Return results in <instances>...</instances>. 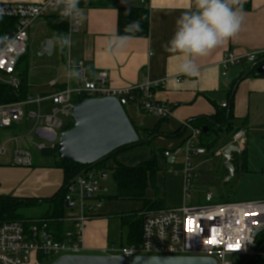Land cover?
<instances>
[{
    "label": "crops",
    "instance_id": "obj_1",
    "mask_svg": "<svg viewBox=\"0 0 264 264\" xmlns=\"http://www.w3.org/2000/svg\"><path fill=\"white\" fill-rule=\"evenodd\" d=\"M41 1L43 0H0V4L29 5ZM250 4V10L242 11L241 26L236 36L231 38L226 45L211 51L207 56L196 59L198 74L195 76L180 72L179 65L183 62V57L179 54L173 56L163 47L174 34L176 20L186 10L187 0H149L146 7L150 20L149 36L145 39L131 38L122 49L113 47L110 50L109 48L112 38L118 36V12L114 8L80 7L84 18L77 31L71 32V21L69 20L67 35L71 36L70 47L65 46L63 50L60 49L54 34L40 43L39 50L44 41L50 39L54 43V50L62 54V66L57 72L58 75L49 81V88L53 80H58L60 84L65 82V63L68 58L74 63L83 62L90 76L99 72H107L109 84L115 89H127L151 82L165 81L162 88L155 92V96L159 103L174 106L172 115L168 118H159L143 114L136 106L126 108L127 115L138 129L154 130L158 127L159 131L151 138L152 142L149 146L125 150L109 160L107 167L110 168V172L116 163L129 166L125 164L129 160L135 162L149 156L142 162L144 163L153 157L156 150L164 157L165 151L174 150L185 143L189 136V131L185 128L186 124L190 125L199 118L212 117L221 113L224 110L223 105L227 104L226 110L233 106L234 116L231 122L233 129L244 130L248 136L243 149H240V152L243 151L241 169L260 173L261 178L264 179V163L259 168L251 167L253 163H250V157H248L255 148H261L262 141L259 135L264 134V77H257L255 75L257 72L253 71L258 61L255 63L242 62L229 68L226 75L220 65L227 53L243 57L254 52H264V0H250ZM121 5L123 7L142 6L140 0L123 1ZM42 21L46 24L45 19L37 21L30 30V36L35 26ZM178 78H182L180 83H176ZM51 92L52 88L50 92L37 94L30 91V95L46 96ZM227 130L224 128L219 132L216 143L220 141L221 135H229ZM21 131V127L18 126L6 130L0 129V148L14 135H19ZM250 133H253L256 138L250 139ZM230 138L231 136L228 142L218 145L214 157L223 158L222 150L230 145ZM142 139L148 141L149 137L144 136ZM206 156L207 154L200 156L199 159ZM164 159L166 164L175 165V163H168L169 159ZM208 161L209 159H206L199 163L198 167L196 166L197 178L190 191L193 189L198 193L201 189L213 188L217 184L218 173L199 170ZM231 161L235 167V174L237 170L234 153ZM36 166L33 164L29 168L19 167L14 165L11 155L0 156V197L46 199L58 192L65 183L63 171L55 168L53 163H40ZM165 170L167 172L161 173L163 171L160 168L161 172L156 177L157 190L150 186L146 191V198L153 201L157 198L164 200L165 209L187 206V201L193 198L190 192V196L187 197L183 169ZM227 175L228 172L225 176ZM142 209L143 203L139 201L103 202L101 208L96 211V215L85 224L84 247L88 255H97L100 251L110 247H125L122 244L116 245V240L110 230V216L118 218L119 214L139 212ZM70 214L72 211L68 210L66 217ZM65 225L66 229L71 228V224L65 222Z\"/></svg>",
    "mask_w": 264,
    "mask_h": 264
},
{
    "label": "built area",
    "instance_id": "obj_2",
    "mask_svg": "<svg viewBox=\"0 0 264 264\" xmlns=\"http://www.w3.org/2000/svg\"><path fill=\"white\" fill-rule=\"evenodd\" d=\"M81 1V0H80ZM149 0H140L147 7ZM80 3V2H79ZM54 0H43L37 4H0V18L15 19L16 29L3 37L0 46V84L18 91L21 85L17 73L18 59L29 48L30 30L40 20L52 15H61V9L53 7ZM64 17V16H62ZM70 29L77 31L81 20H72ZM264 62V52H254L243 57L225 54L220 63L224 75L228 69L242 62ZM65 84L58 80L50 82L52 92L46 96L29 95L26 100L0 106V129L14 126L28 127V132L14 135L1 146L0 156L11 155L14 165L32 167L34 164L32 146L37 152L57 147L61 134L65 131L64 119H71L72 111L78 100L114 98L127 108L136 106L146 115L168 118L173 107L159 103L155 92L162 88L165 81H156L127 89H115L109 84L107 72L90 76L83 62L74 63L68 58L65 63ZM182 78L176 79L180 83ZM60 88H57V87ZM224 108L227 104L223 105ZM189 136L182 146L164 152V158L183 155L185 189L187 197L197 178L194 159L207 154L201 146L202 129L185 125ZM56 137L55 142H47L36 137L37 130ZM35 137L34 142L31 138ZM247 142V133L239 130L230 138V145L242 148ZM11 143L9 151L7 145ZM25 145H24V144ZM108 189L101 185L100 179L88 171L68 187L65 198L72 214L64 221L71 224L62 240L56 239L50 229V223L43 219L28 222H13L0 226V264H28L32 258L47 257L54 262L63 256H105L122 257L129 260L134 257H192L211 258L216 264H231V256H249L264 258V248L257 249L253 236L255 228L264 230V201L214 203L212 193L205 194V204L181 206L152 212L145 216L142 241L137 246L107 248L97 255H88L84 247L85 224L101 208ZM250 245L254 248L249 249Z\"/></svg>",
    "mask_w": 264,
    "mask_h": 264
},
{
    "label": "trees",
    "instance_id": "obj_3",
    "mask_svg": "<svg viewBox=\"0 0 264 264\" xmlns=\"http://www.w3.org/2000/svg\"><path fill=\"white\" fill-rule=\"evenodd\" d=\"M123 1L128 0H81L79 7L87 8H114L118 12V36H130L131 38H147L150 32L149 11L144 6L140 7H123ZM250 0H244L242 11L250 10ZM48 29L58 37L60 35H67L69 33V19L62 16H49L45 19ZM134 21H139L141 31L125 32V27ZM17 22L10 18H0V46L3 44V37L7 33H11L16 29ZM58 46L59 42L57 40ZM63 50V48L60 47ZM29 52L18 59L17 72L20 71L21 65L24 61H28ZM261 62V61H260ZM257 62L254 65L253 71H256L261 64ZM257 77H264L263 75L255 74ZM21 85L18 91L11 87L0 84V106L24 101L30 95V87L28 84V75L26 72H19ZM126 110V108H125ZM233 106L230 109L224 108L223 112L217 113L212 117L199 118L190 123L194 128H200L202 131L206 129V133H202L201 146L207 151L212 150L219 137V132L228 129L230 136L238 132L240 129H233L231 122L233 120ZM133 124V123H132ZM72 122L65 127V130L72 128ZM134 126V124H133ZM139 141L135 145L121 148L107 157L106 160L98 163L93 169L98 168L101 171H108L107 162L115 158L118 154L125 150L140 146H149L151 138L158 134L159 128L154 130H140L137 126L134 127ZM146 136L149 140H143ZM215 140V141H213ZM56 148H47L41 152V157L53 160V166L60 169L64 173V184L52 197L46 199L36 198H13L0 197V226L13 222H28L32 219L24 218L20 211L27 208H34L40 206L42 203L48 204V212H46L40 219L47 220L50 224V229L55 235L56 239L62 240L64 233L68 230L65 225L66 213L69 210L65 201L68 187L75 181L77 177L83 175V172L88 169V166H81L80 164L70 161L60 160L57 156ZM150 160L134 167L126 166L116 163L111 169L112 176L116 185V192L112 196H102L100 198L106 201H128V202H142L143 209L141 211H134L125 214H119L121 226L128 230V240L126 246H137L142 241L143 224L146 215L152 212H159L165 209L164 200L146 198V191L151 186L157 190L156 177L160 171L156 154L153 153ZM164 156V153H163ZM92 172V170H90ZM107 175V174H105ZM257 249L264 248V230L257 235L255 239ZM40 257V256H39Z\"/></svg>",
    "mask_w": 264,
    "mask_h": 264
},
{
    "label": "rangeland",
    "instance_id": "obj_4",
    "mask_svg": "<svg viewBox=\"0 0 264 264\" xmlns=\"http://www.w3.org/2000/svg\"><path fill=\"white\" fill-rule=\"evenodd\" d=\"M53 33L48 29L45 22L42 21L33 29L31 34V38L29 41V59L28 61H24L21 65V69L19 72L23 73L27 71L28 81L30 84V91L32 93L39 92H50L48 83L52 78L58 75V71L62 66V54H59L56 50L52 56L48 55H39V45L40 43L47 37H52ZM19 72L18 75H19ZM61 73V72H60ZM66 126L70 124L71 119H64ZM27 126L22 128L21 134H26L30 128V123L27 122ZM19 134V133H18ZM261 143V148L257 147L252 154H249L250 163H253L251 167L256 166L259 168L263 166L264 163V134L259 135ZM230 135H221L220 141L213 146L211 151L207 152V156L203 159H194V166L198 167V164L202 161L209 159L203 166L199 168L200 171H205L208 173H218L219 178L217 184L213 186V188L201 189L198 193L194 192L193 189L190 191L192 195L191 200L187 201V206H196V205H204L205 204V194L212 193L214 198V203H237V202H255V201H264V179L261 178L260 173L247 172L241 169V164L243 161L242 150L241 152L234 153V159L236 160V170L237 172L234 174L232 179L226 182L227 176H225L227 170L222 165L223 158L214 157L216 150L218 149V145L228 142ZM248 137V136H247ZM250 139H255V135L250 133ZM34 142L36 141L35 137L31 138ZM262 139V140H261ZM215 141V140H213ZM12 148V144L9 143L7 145V149L10 151ZM34 155V165L44 163V164H52L53 160L49 158L41 157V152H37L32 146L28 147ZM243 149V148H240ZM262 149V150H261ZM148 152L150 149H146ZM160 168L163 172H167L165 169L175 168V169H184V157L183 155H179L176 158L175 165L166 164L164 157L159 153V151H155ZM248 155V154H247ZM149 156H145L140 160L135 162L128 161L125 164L129 166H136L143 161L147 160ZM202 157V156H201ZM214 157V158H213ZM263 158V159H262ZM211 159V160H210ZM36 166V167H37ZM92 173L95 177L100 179L101 185L108 189V193L103 196H112L116 192V185L113 179V176L108 171H101V169L95 168L92 169ZM107 174V179H102V175ZM48 210V204L42 203L40 206L34 208H27L20 211V214L27 219H36L42 217ZM111 224L110 230L111 234L115 238L116 245L126 246L128 240V230L121 226L118 218H114L110 216ZM231 264H264L263 258L254 259L249 256H231L229 258ZM54 261L47 257H39L38 260L32 258L28 264H52Z\"/></svg>",
    "mask_w": 264,
    "mask_h": 264
},
{
    "label": "water",
    "instance_id": "obj_5",
    "mask_svg": "<svg viewBox=\"0 0 264 264\" xmlns=\"http://www.w3.org/2000/svg\"><path fill=\"white\" fill-rule=\"evenodd\" d=\"M54 43L47 39L39 50V55L52 56ZM258 75L264 74V62L256 69ZM125 108L114 98L78 100L72 111V128L65 130L57 143V156L60 160L88 166L83 174L92 170L98 163L107 159L117 150L137 144L139 136ZM206 133V129L203 130ZM36 137L47 142H55L56 137L50 133L37 130ZM240 148L228 145L222 150V165L227 170L228 182L234 176L235 167L231 161L232 154ZM174 159L168 160L173 163ZM102 179H107L103 174ZM76 180V179H75ZM73 205H67L71 209ZM253 236L262 232L254 229ZM249 249H253L252 245ZM52 264H216L211 258L192 257H134L126 260L122 257L105 256H63Z\"/></svg>",
    "mask_w": 264,
    "mask_h": 264
},
{
    "label": "clouds",
    "instance_id": "obj_6",
    "mask_svg": "<svg viewBox=\"0 0 264 264\" xmlns=\"http://www.w3.org/2000/svg\"><path fill=\"white\" fill-rule=\"evenodd\" d=\"M80 0H54L53 7L61 9V16L82 20ZM244 0H187L186 10L176 20L174 34L164 45L165 51L179 54L183 62L179 71L188 75L198 74L197 58L207 56L214 49L226 45L240 30ZM139 21L125 27V32L141 31ZM61 48L70 47L69 35L56 37ZM130 36L112 38L109 48L122 49Z\"/></svg>",
    "mask_w": 264,
    "mask_h": 264
}]
</instances>
